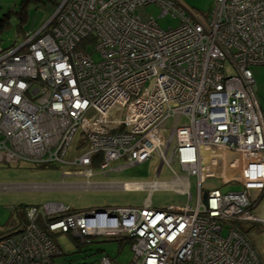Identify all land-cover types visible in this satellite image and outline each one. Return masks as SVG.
Masks as SVG:
<instances>
[{
  "label": "built area",
  "instance_id": "built-area-1",
  "mask_svg": "<svg viewBox=\"0 0 264 264\" xmlns=\"http://www.w3.org/2000/svg\"><path fill=\"white\" fill-rule=\"evenodd\" d=\"M148 5L180 25L161 30L138 13ZM25 36L11 51L0 47V164H66L80 170L63 176L88 181L93 168L106 175L113 162L156 155L175 179V163L196 177L197 204L26 207L24 227L0 237V264H53L61 252L51 233L80 243L123 236L129 264H264L244 232L264 226V110L250 70L264 67V0H213L208 17L175 0H63ZM78 132L88 148L67 162ZM211 179L240 190H211L204 203ZM98 264L113 263L102 255Z\"/></svg>",
  "mask_w": 264,
  "mask_h": 264
},
{
  "label": "rangeland",
  "instance_id": "rangeland-1",
  "mask_svg": "<svg viewBox=\"0 0 264 264\" xmlns=\"http://www.w3.org/2000/svg\"><path fill=\"white\" fill-rule=\"evenodd\" d=\"M63 0H0V47L4 52L11 51L19 46L25 39L26 34H34L41 30L42 27L52 18L59 5ZM178 1L185 9L190 11L196 17H208L213 5V0H175ZM138 13L146 15L156 20L157 25L163 31L175 29L180 25V19L168 14L160 16V9L156 5H148ZM90 52L93 49L89 48ZM94 61L99 60V56L92 53ZM254 88L256 91L257 101L264 110V67H251ZM227 74H233L231 69H226ZM174 119L168 118L166 122V135L174 125ZM186 120L180 119V124ZM85 137L79 132L73 138L70 147L67 150L65 160L73 161L87 150ZM169 155L167 156V158ZM123 166L121 171H112L107 178L96 175L91 182H114L129 184H146L155 178L159 182L172 184L174 175L172 170L165 164L161 165L159 158L154 155L152 158L142 164L127 166L122 160L111 163L110 168ZM174 173L180 178H187V175L175 163L172 165ZM80 170V168L58 164L49 167H36L29 164H19L18 166H7L0 164V187H11L6 192H0V229L4 226L7 218L13 219L16 224L19 220H26L23 207L35 208L39 210L48 203H62L69 206L72 210L90 211L92 209L104 207H122L140 206L145 198L150 197L151 205L154 209H165L170 205L188 204L195 208L197 204V179L196 177L188 178L189 193L191 201H187L185 195L179 196L171 192V189H157L150 196L145 190H116L112 192H122L117 194H107L105 197L97 196L91 191L67 189L68 185H77L88 182L84 177H62V172L70 171L71 173ZM95 174L96 168L92 169ZM63 184V185H62ZM45 185H60L61 190L46 191ZM7 189V188H6ZM218 189L222 193L239 191L237 185L223 186L216 179L206 180L202 184V195ZM45 192H65V193H45ZM81 192V193H77ZM126 192V193H124ZM69 204V205H68ZM10 207V208H9ZM24 209V208H23ZM19 210V211H18ZM13 211L15 213H10ZM258 212L264 216V201L261 203ZM19 215L22 217H19ZM19 218V219H18ZM3 225V226H2ZM244 232L248 233L247 237L252 242L259 257L264 261V226L245 225ZM53 244L60 250L61 256L53 260V264H98V259L102 255L109 257L110 261L115 264H129L132 259L131 242L122 237H90L89 242L83 244L79 240L75 241L71 234L51 233L49 234ZM226 231L222 232V236Z\"/></svg>",
  "mask_w": 264,
  "mask_h": 264
},
{
  "label": "crops",
  "instance_id": "crops-1",
  "mask_svg": "<svg viewBox=\"0 0 264 264\" xmlns=\"http://www.w3.org/2000/svg\"><path fill=\"white\" fill-rule=\"evenodd\" d=\"M122 167L123 166H119L117 168H113L112 171H114V172L121 171ZM110 173L106 174V175H101L100 173L96 172L95 174H93V177L96 176V175H101L104 178H107L109 175H111ZM158 174L159 173H156L155 178L153 180L149 181L146 184H129V183L118 184V183H114V182H105V181H103V182L99 181V182H94L93 183L89 179V181L87 183L84 182L83 184L68 185V186H65V187H67V189H69V190L70 189H75V190L91 191L90 193H94L97 196H101V197H105L107 194L122 193V192H112V191H116V190L117 191L118 190H122V191L145 190V191H148L149 195L151 196L153 194V191H155L157 189H171L173 187L176 192H171V193H174V194L179 195V196L185 195V197L187 198V201H191V194L189 193V189H188V192H185V189H184V184H185L186 181H187L188 186H189L188 178H190V177H187V178H180L179 177L177 179L174 178L173 183L169 184V183H166V182H159V180L156 179L158 177ZM62 177H63V172H62ZM66 177H73V176L71 175V176H66ZM44 187H45L46 191L61 190L60 189L61 188L60 185H45ZM9 188H11V187H0V192H6L7 190H9ZM45 193H65V192H45ZM77 193H81V192H77ZM124 193H126V192H124ZM144 205H149L150 207H152L151 202H150V197L149 198L148 197L145 198L143 200V202L141 203V205L137 206V207L141 208ZM183 205H188V204H179V205L176 204V205H170V206H183ZM69 206H71V205H69ZM122 207H130V206H122ZM122 207H117V208H122ZM104 208H115V207H104ZM104 208H98V209H104ZM98 209H92V210H98ZM73 210L76 211V212H81V211H78V210H75V209H73ZM82 212H84V211H82ZM10 213H15V212L10 211ZM18 216L21 217L19 215V213H18ZM24 223L25 222L23 221V219L19 220V223L16 224V222H13V219L7 218V221L5 222L4 226L2 225L3 227H1L2 229H0V237L3 236V235H6V234H12V233H14L16 231H19L21 229V226ZM111 262L113 263L114 261L112 260ZM113 264H115V263H113Z\"/></svg>",
  "mask_w": 264,
  "mask_h": 264
},
{
  "label": "trees",
  "instance_id": "trees-1",
  "mask_svg": "<svg viewBox=\"0 0 264 264\" xmlns=\"http://www.w3.org/2000/svg\"><path fill=\"white\" fill-rule=\"evenodd\" d=\"M25 164H27V163H25ZM29 165H33V166H36V167H41V168H43V167H49V166H54V165H44V164H29ZM7 166H10V165H7ZM18 166V165H17ZM94 167V166H93ZM23 208H26V207H23ZM23 208H22V211H23ZM19 211V210H18ZM24 212V211H23ZM23 221H24V219H23ZM26 224V220H25V223L21 226V228L22 227H24V225ZM6 235H9V234H6ZM75 239V241H77L76 240V238H74ZM83 244H85V243H83Z\"/></svg>",
  "mask_w": 264,
  "mask_h": 264
},
{
  "label": "water",
  "instance_id": "water-1",
  "mask_svg": "<svg viewBox=\"0 0 264 264\" xmlns=\"http://www.w3.org/2000/svg\"><path fill=\"white\" fill-rule=\"evenodd\" d=\"M203 202L204 203L206 202V195L205 194L203 195Z\"/></svg>",
  "mask_w": 264,
  "mask_h": 264
},
{
  "label": "clouds",
  "instance_id": "clouds-1",
  "mask_svg": "<svg viewBox=\"0 0 264 264\" xmlns=\"http://www.w3.org/2000/svg\"><path fill=\"white\" fill-rule=\"evenodd\" d=\"M60 257V256H59Z\"/></svg>",
  "mask_w": 264,
  "mask_h": 264
}]
</instances>
